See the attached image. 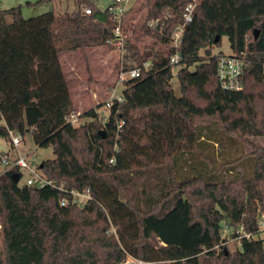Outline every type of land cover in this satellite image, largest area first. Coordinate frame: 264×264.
I'll list each match as a JSON object with an SVG mask.
<instances>
[{"label": "trees", "instance_id": "1", "mask_svg": "<svg viewBox=\"0 0 264 264\" xmlns=\"http://www.w3.org/2000/svg\"><path fill=\"white\" fill-rule=\"evenodd\" d=\"M191 1L147 0L134 40L151 36L166 51L125 37L120 69L148 61L149 70L125 83L107 115L90 108L79 125L67 121L77 110L60 54L116 48L108 43L118 23L113 2L101 10L75 0L72 12L28 18L22 5L0 9V134H30L54 153L38 165L52 184L18 187L19 166L0 173V264H264L254 237L264 147L245 154L232 146L264 136V0H199L174 73L170 37ZM223 36L250 61L239 91L218 79L222 52L213 47ZM87 190L86 205L72 202L71 191Z\"/></svg>", "mask_w": 264, "mask_h": 264}, {"label": "rangeland", "instance_id": "2", "mask_svg": "<svg viewBox=\"0 0 264 264\" xmlns=\"http://www.w3.org/2000/svg\"><path fill=\"white\" fill-rule=\"evenodd\" d=\"M38 0H0V9H8L18 5L23 6V14L25 17H32L53 10L56 14L72 12L76 8L75 0H53L49 4H41L28 6V2L35 3ZM114 0H93L96 7L105 10ZM199 1V0H198ZM147 0H127L125 23L123 26L124 36L134 40L133 32H140L146 16ZM87 8V7H86ZM85 8V10H86ZM141 48L154 45L162 51H166V47L161 43L156 42L151 36L143 37L141 42L136 43ZM123 48H110L107 45L90 47L82 51L63 52L60 54V60L64 71L70 79V89L73 92V101L77 112L83 113L93 107H101L98 112L103 116L107 115V109L104 107L105 101L116 91H121L123 85H117L118 71L120 69L122 57L124 54ZM213 52L229 54L232 52L230 41L227 36H223L222 42L218 46L213 47ZM194 67H192L193 69ZM176 70L174 73H176ZM173 86L177 95H180L178 88V80L174 78ZM84 117L80 123L89 121ZM5 122L0 119V131L4 128ZM240 148L245 154L252 152L257 147H264V136L251 137L248 141H243L241 144L233 142L232 146ZM240 146V147H239ZM216 150H219L216 146ZM19 152L26 156L27 162L34 169H38V165L47 159H53L54 153L51 147H41L36 145L28 134L18 147ZM220 151V150H219ZM17 155V149L13 146L10 135L0 134V172L5 170L3 158L12 160ZM22 177L18 182V187L26 185L27 179L31 175L29 168L21 169ZM116 228H114L115 230ZM230 231L225 232V236L229 238L228 247L233 250L235 248V240L230 236ZM257 239L263 240L264 243V225L260 227V232L254 236ZM1 221H0V247H2ZM129 260H133L129 257Z\"/></svg>", "mask_w": 264, "mask_h": 264}, {"label": "built area", "instance_id": "3", "mask_svg": "<svg viewBox=\"0 0 264 264\" xmlns=\"http://www.w3.org/2000/svg\"><path fill=\"white\" fill-rule=\"evenodd\" d=\"M126 1L127 0H114L112 7V12L118 21L116 27L114 28V38L108 40L109 44H115L116 48H123L124 46V23H125V13H126ZM198 6V0H192L188 3L181 15V22H179L170 37V49L172 52L169 54L170 65L172 66L173 71L181 64L183 61V55L181 52V47L184 42V35L187 29V26L193 22L195 17V11ZM87 13H91V8H86ZM250 61L246 57L245 52L235 53L231 52L229 54L222 53L217 57V74L218 79L220 81L221 87L224 90L228 91H239L243 89V74ZM151 66L150 62H145L142 66H137L131 68L129 70L119 69L118 71V79L117 85H125V83L132 79L140 78L144 71H148ZM264 73V66H263ZM124 89V88H123ZM123 89L121 91H116V87L113 90V93L110 97L105 101L104 107L109 110L114 103L122 102L124 100ZM67 121L72 125L80 124V112H74L70 116L67 117ZM124 121H119L118 130L120 131ZM9 135L11 136V141L13 146L17 149V155L9 160L8 158H3V163L5 165V170H9L12 167L19 166L22 168H29L31 171L30 177L27 179L26 185L35 186V187H43L47 184H52L49 180H47L38 169H34L27 162L26 156L22 155L18 147L22 144L23 140L21 135L9 131ZM114 159L111 160L113 162ZM3 171V172H4ZM1 173V172H0ZM72 202L77 203L81 206H84L91 200V196L87 190V192H78L71 191ZM68 201L63 199L61 201L62 205H66ZM260 227L264 225V214L260 216ZM240 232H244L243 228L240 227ZM246 237H251V234L245 233L243 234Z\"/></svg>", "mask_w": 264, "mask_h": 264}, {"label": "water", "instance_id": "4", "mask_svg": "<svg viewBox=\"0 0 264 264\" xmlns=\"http://www.w3.org/2000/svg\"><path fill=\"white\" fill-rule=\"evenodd\" d=\"M258 34H259V31L257 30L256 31V35H255L256 38H257ZM218 40H219V37L216 39V41H218ZM18 179H19V175L18 174H15L14 175V181L17 182ZM259 216H261V214H259Z\"/></svg>", "mask_w": 264, "mask_h": 264}]
</instances>
